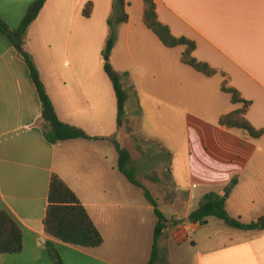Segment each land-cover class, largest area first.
I'll use <instances>...</instances> for the list:
<instances>
[{
	"label": "crops",
	"instance_id": "1",
	"mask_svg": "<svg viewBox=\"0 0 264 264\" xmlns=\"http://www.w3.org/2000/svg\"><path fill=\"white\" fill-rule=\"evenodd\" d=\"M35 1L0 0V17L11 30H17ZM153 1L159 21L175 37L196 43L193 56L219 72L211 78L221 77L220 91L226 80L250 102L243 117L257 130L264 129V0ZM125 2L128 20L119 25L118 41L109 61L116 71L130 77L132 74L133 87L141 94L140 103L149 82H154L152 90L164 102L161 95L167 99V88L169 100L176 101L179 78H186V86L191 88L193 80L204 83L211 79L183 64L182 51L169 52L182 48L165 47L145 25L143 0ZM88 4L92 11L86 18L83 12ZM113 5L114 0H47L29 29L26 45L58 119L94 140L47 141L41 123L42 104L30 70L20 50L0 34V212L7 211L23 231V251L2 256L1 264H53L47 251L49 242L65 264L152 261L157 224L144 236L141 231L129 232L127 227L131 215L140 216V225L146 220L142 213H154V209L142 196L143 190L120 172L114 144L120 132L118 100L103 57ZM126 65L133 66L134 71ZM228 105L217 114L218 125L222 117L242 109L231 103L230 96ZM219 129L226 135L239 131L234 153L221 151L223 162L233 174L230 182L237 180L234 188L264 189V149H259L264 136L252 139L242 130ZM131 157L130 168L143 173ZM55 175L86 208L104 239L100 247L78 248L47 235L44 221ZM151 184L149 180L146 188L151 189ZM263 217L261 213L253 222ZM201 228L186 221L168 230L158 241L153 264H264V231H240L249 236L218 248L200 249L194 234Z\"/></svg>",
	"mask_w": 264,
	"mask_h": 264
},
{
	"label": "rangeland",
	"instance_id": "2",
	"mask_svg": "<svg viewBox=\"0 0 264 264\" xmlns=\"http://www.w3.org/2000/svg\"><path fill=\"white\" fill-rule=\"evenodd\" d=\"M113 30L117 35V42L119 25L113 23ZM182 49L169 52L180 54L181 51L184 52ZM130 67L134 71L133 66L126 65V68ZM116 72L122 76L126 74ZM169 77L165 76L166 82ZM219 77L218 75L216 79H207L204 83L188 79V84L192 82V88L186 86V78H179L176 101L169 100L170 90L167 88V99L164 94L161 95L166 100L164 102L155 96L152 90L154 82L147 80L149 83L144 82V85L148 83L144 86V102L139 103L141 109L130 104L126 107L127 115L120 127L118 143L131 152L133 160L141 167L143 173L135 174L138 178H145L141 180L146 185L144 186L147 187L148 181L152 180L151 189H147L151 190L160 211L169 219L187 221L190 213L197 210L202 197L208 193L228 196L226 210L234 218L241 217L244 223H251L264 213V189L234 188L235 190L226 192L231 186L230 179L233 174L223 162L221 151L226 149L234 153L239 144V131L237 134L226 135L219 129L217 114L229 107V96L220 91ZM127 81L133 86L132 74L130 77L128 73L127 80H124V87L129 92ZM224 83L228 84L226 80ZM133 89L137 99L141 101V94L137 88ZM259 149H264V145ZM76 152L79 150L76 149ZM59 158L62 159V153ZM73 165L76 168L79 164L74 162ZM147 204L150 203L147 201ZM142 216L146 220L143 223L140 221V225V216H130L127 227L129 232L141 231L144 236L149 232L150 226L155 228L158 220L152 211H144ZM106 235L108 237L109 233ZM194 235L200 249L218 248L249 236L248 233L228 227L215 217L209 218L200 232ZM194 235L190 234V237L193 238ZM187 246L190 247L191 244L188 243Z\"/></svg>",
	"mask_w": 264,
	"mask_h": 264
},
{
	"label": "trees",
	"instance_id": "3",
	"mask_svg": "<svg viewBox=\"0 0 264 264\" xmlns=\"http://www.w3.org/2000/svg\"><path fill=\"white\" fill-rule=\"evenodd\" d=\"M47 0H36L28 15L23 20L21 26L17 30H11L0 17V34L7 36L11 42L20 50V55L26 62L32 80L37 88L41 104H42V126L47 141L51 144L65 142L69 140L84 139L94 140L88 137L82 130L62 123L56 114L54 106L49 98L47 90L41 81V77L37 66L26 49L28 34L31 25L35 22ZM144 2V23L159 38L163 45L169 49L184 48L182 53L183 64L193 68L198 73L206 77H214L219 72L204 62L198 61L193 53L197 45L195 42L187 38L175 37L170 29L163 25L157 15L156 4L153 0H143ZM125 0H114L113 17L109 20L110 34L105 46L103 57L110 58L111 53L116 45V38L113 30V23L117 25L123 24L128 20L126 12ZM92 5L88 4L83 14L86 18L91 16ZM116 15V16H115ZM104 69L111 82L113 83L115 93L118 100V125H123L127 115V105H135L136 109H141L137 99L134 87L127 85L129 90L124 87V80H127L128 73L123 76L117 73L109 60H105ZM225 77V74H221ZM133 89V91H132ZM221 91L231 97L233 105H241L242 109L228 114L221 118L219 125L228 129H238L246 132L252 139H260L264 136V129L257 130L244 117V113L250 106V102L241 98L239 92L224 83ZM132 93V94H130ZM242 117V118H241ZM117 152L119 154V170L130 181L131 184L140 188L144 192V196L154 209V214L158 220L154 233L153 258L150 264L156 260L158 241L168 230L183 226L186 221L177 218H167L158 207L157 200L154 199L151 192L144 186L141 180L136 177L135 171L130 168L132 161L131 154L124 149L119 143L114 141ZM237 184L234 179L231 186L226 192L232 191ZM218 218L228 227L244 231H264V217L258 222L244 223L241 218L230 216L226 210V198L218 193H208L200 200L197 210L192 212L188 220L192 224L203 226L209 218ZM45 230L48 236L59 240L67 245L94 249L100 247L104 243V239L93 221L91 220L86 208L82 205L76 194L58 177L53 176L50 185L49 206L44 221ZM23 251V231L21 227L13 220L7 211L0 212V264L4 255L20 254ZM47 251L53 264H65L61 256L58 254L53 243L49 242Z\"/></svg>",
	"mask_w": 264,
	"mask_h": 264
},
{
	"label": "water",
	"instance_id": "4",
	"mask_svg": "<svg viewBox=\"0 0 264 264\" xmlns=\"http://www.w3.org/2000/svg\"><path fill=\"white\" fill-rule=\"evenodd\" d=\"M20 50H21V48H20ZM106 60H109V58H106ZM228 196H226L225 198H227Z\"/></svg>",
	"mask_w": 264,
	"mask_h": 264
}]
</instances>
